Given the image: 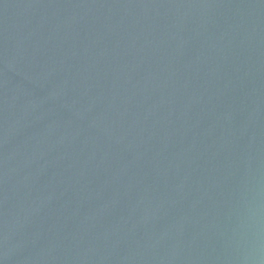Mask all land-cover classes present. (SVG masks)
Instances as JSON below:
<instances>
[{
  "label": "water",
  "instance_id": "1",
  "mask_svg": "<svg viewBox=\"0 0 264 264\" xmlns=\"http://www.w3.org/2000/svg\"><path fill=\"white\" fill-rule=\"evenodd\" d=\"M0 264H264V0H0Z\"/></svg>",
  "mask_w": 264,
  "mask_h": 264
}]
</instances>
